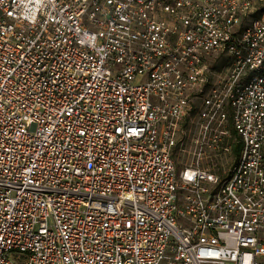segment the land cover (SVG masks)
<instances>
[{
	"label": "built area",
	"instance_id": "1",
	"mask_svg": "<svg viewBox=\"0 0 264 264\" xmlns=\"http://www.w3.org/2000/svg\"><path fill=\"white\" fill-rule=\"evenodd\" d=\"M0 264H264V0H0Z\"/></svg>",
	"mask_w": 264,
	"mask_h": 264
}]
</instances>
